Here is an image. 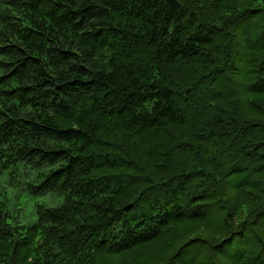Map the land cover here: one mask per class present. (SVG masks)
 Segmentation results:
<instances>
[{
	"label": "trees",
	"instance_id": "obj_1",
	"mask_svg": "<svg viewBox=\"0 0 264 264\" xmlns=\"http://www.w3.org/2000/svg\"><path fill=\"white\" fill-rule=\"evenodd\" d=\"M0 264H264V0H0Z\"/></svg>",
	"mask_w": 264,
	"mask_h": 264
},
{
	"label": "rangeland",
	"instance_id": "obj_2",
	"mask_svg": "<svg viewBox=\"0 0 264 264\" xmlns=\"http://www.w3.org/2000/svg\"><path fill=\"white\" fill-rule=\"evenodd\" d=\"M19 169L18 175L16 176L15 180L16 183L14 185L9 184L8 176L2 178V185L5 186L6 192L8 194L9 198H12L13 196L18 197L17 203L22 208V215H21V222L29 221L30 214L27 215V210H31L33 206L37 202H46L49 206H56L59 205L61 202H59L58 198H54L53 202H49L47 199V196H30L26 193V182L29 179H33L34 174L31 170H27L26 173H24Z\"/></svg>",
	"mask_w": 264,
	"mask_h": 264
}]
</instances>
